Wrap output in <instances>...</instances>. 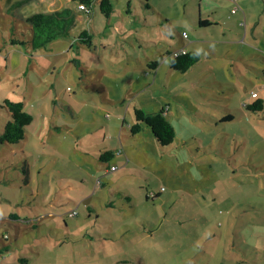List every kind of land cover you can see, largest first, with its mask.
Returning a JSON list of instances; mask_svg holds the SVG:
<instances>
[{"label":"rangeland","instance_id":"obj_1","mask_svg":"<svg viewBox=\"0 0 264 264\" xmlns=\"http://www.w3.org/2000/svg\"><path fill=\"white\" fill-rule=\"evenodd\" d=\"M66 1L0 0V134L7 98L34 117L0 142V264H264V109L249 107L264 101V21L245 38L237 5L224 30L180 1L171 29L116 13L89 46L82 13L43 47L11 43ZM183 40L202 53L185 73L170 67ZM135 108L163 111L174 141L133 134Z\"/></svg>","mask_w":264,"mask_h":264},{"label":"trees","instance_id":"obj_2","mask_svg":"<svg viewBox=\"0 0 264 264\" xmlns=\"http://www.w3.org/2000/svg\"><path fill=\"white\" fill-rule=\"evenodd\" d=\"M73 1L78 3V5L83 4L89 7L91 10L90 5H92L94 0ZM96 1L101 12L106 17H110L111 14L115 12L111 0ZM142 1L146 4L147 0ZM26 22L29 23V26L26 28V30L20 31L21 35L24 32V37L21 39L15 34L13 37H11V43L16 45L29 43L32 45V48L37 49L45 46L48 42L67 34L78 22V12L75 8L71 7H65L63 9L50 12H34L26 18ZM199 24L200 26H203L209 24V22L206 20H200ZM245 24L242 26H245ZM77 39L89 46H91L93 43V36L88 32L87 29L80 32ZM201 59L202 53L199 50L183 49L172 54L170 67L173 70L185 73ZM151 66L156 68L158 66V62L153 61ZM3 107L6 108L11 116V119L6 123L3 131L0 134V142H20L26 137L27 126L32 122L34 117L25 109L24 103L22 101H14L7 98ZM249 107L251 110H262L264 109V101L262 99H258ZM135 118V123L131 125V131L133 134L141 132L144 128L143 125L146 124L151 128L154 137L162 146L170 145L174 141L176 137L175 129L163 111L157 113H146L141 108H135ZM114 154V151L108 150L104 154L100 155V159L101 161L107 162ZM20 260V264L27 262L26 257H23Z\"/></svg>","mask_w":264,"mask_h":264},{"label":"crops","instance_id":"obj_3","mask_svg":"<svg viewBox=\"0 0 264 264\" xmlns=\"http://www.w3.org/2000/svg\"><path fill=\"white\" fill-rule=\"evenodd\" d=\"M184 1L185 8L188 7V1H190V6L196 8V12L194 13H187L185 12V15L193 16V21L195 20V24L198 23L199 27H219L221 29L228 28L229 27V21L226 20L225 14H224V8L227 7L229 4L237 5L239 9L235 13L232 12L233 7L231 8L232 14L239 13L243 20L239 21V26L244 28V36L247 37V32L249 26H251V32L253 35L257 34V23L261 24L263 20L262 16H264V3H259L260 0H147L146 4L142 0H111L113 7L115 9V12L111 14L110 17H106L100 10L99 5L96 0L93 1L91 6V12L88 13L84 10H81L79 8L78 3H75L73 0H67L66 2H61L59 6H56L55 8H51L50 11L54 10H60L64 7H72L75 8L78 12V20L80 16H82V13H85L88 16V32L94 37L95 31H97L99 34L106 33L107 29H113V16L118 13L119 16L122 19L123 23H129V18L139 15L141 16L144 21L149 24V22L152 23H160L161 25L167 24L168 27L171 29L173 28V24L171 23L172 20L169 18V16L166 14L167 10L168 13H172L173 10H180L179 9V2ZM118 3L120 7H116ZM73 4V5H71ZM166 4V5H164ZM67 5V6H66ZM148 5V6H147ZM251 5L258 6V10L255 9V7H251ZM46 11V12H50ZM122 11V12H121ZM45 12V11H44ZM204 12H206V16H204ZM125 14V17H124ZM160 18V20H155L154 17ZM179 16L178 14H175ZM103 17L105 19H103ZM162 19V20H161ZM225 19V20H224ZM200 20H206L209 22V24L200 26L199 22ZM229 20V19H228ZM245 21V26L241 25V22ZM254 23L256 25H254ZM118 25L116 24L115 27ZM230 28V27H229ZM232 29V28H230ZM122 31V28L119 29ZM185 31H182V37L183 33ZM186 33V32H185ZM188 37V35H187ZM170 44L172 43L169 41ZM95 43V40L93 39L92 45ZM103 43V42H102ZM182 46L180 48H185L187 50L191 49H197L194 42H189L188 44L183 40ZM91 45V46H92ZM112 167V166H111Z\"/></svg>","mask_w":264,"mask_h":264},{"label":"built area","instance_id":"obj_4","mask_svg":"<svg viewBox=\"0 0 264 264\" xmlns=\"http://www.w3.org/2000/svg\"><path fill=\"white\" fill-rule=\"evenodd\" d=\"M79 8H80V9H84V10H86L88 13L91 12L90 8L87 7V6H85V5H83V4L79 5ZM237 9H238V6H236L235 8H233V9H232V12L235 13V12L237 11ZM244 24H245V22L242 21V22H241V25H244ZM183 35H184V37H187V33L184 32ZM255 95H256V94L254 93L253 96H255ZM111 169H112V170H115L116 168H115L114 166H112Z\"/></svg>","mask_w":264,"mask_h":264}]
</instances>
